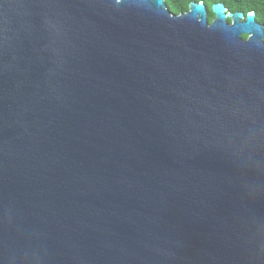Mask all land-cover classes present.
Segmentation results:
<instances>
[{
  "label": "water",
  "instance_id": "1",
  "mask_svg": "<svg viewBox=\"0 0 264 264\" xmlns=\"http://www.w3.org/2000/svg\"><path fill=\"white\" fill-rule=\"evenodd\" d=\"M165 1L0 0V264H264V26Z\"/></svg>",
  "mask_w": 264,
  "mask_h": 264
},
{
  "label": "trees",
  "instance_id": "2",
  "mask_svg": "<svg viewBox=\"0 0 264 264\" xmlns=\"http://www.w3.org/2000/svg\"><path fill=\"white\" fill-rule=\"evenodd\" d=\"M191 2H201L206 6L209 23L213 19L211 6L215 3H221L231 13L241 12L245 15L254 12L256 21L264 26V0H166L165 5L170 13L178 15L186 12Z\"/></svg>",
  "mask_w": 264,
  "mask_h": 264
},
{
  "label": "flooded vegetation",
  "instance_id": "3",
  "mask_svg": "<svg viewBox=\"0 0 264 264\" xmlns=\"http://www.w3.org/2000/svg\"><path fill=\"white\" fill-rule=\"evenodd\" d=\"M242 38H243V39H246V37H245V36H243Z\"/></svg>",
  "mask_w": 264,
  "mask_h": 264
}]
</instances>
